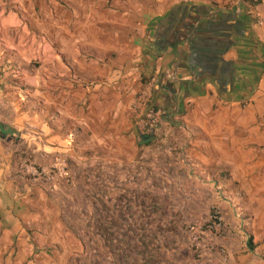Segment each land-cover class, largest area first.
<instances>
[{"label":"crops","instance_id":"1","mask_svg":"<svg viewBox=\"0 0 264 264\" xmlns=\"http://www.w3.org/2000/svg\"><path fill=\"white\" fill-rule=\"evenodd\" d=\"M250 1L256 5L193 0L187 11L160 21L137 52V38H131L128 48L133 54L142 51L151 66L159 57L157 63L175 70L174 80L188 87L179 94L182 103L190 102L189 108L193 104L190 109L204 118L194 129L221 130L227 114L239 129L245 127L244 112L253 107L242 110L240 105L248 88L264 87V0ZM63 10L57 0H0V261L7 248V243L2 248V240L17 231L29 251L49 243L53 231H90L92 222L82 216L73 221L74 202L88 196L83 182L107 173L124 180L120 166L141 147V109L135 100L141 89L149 94L151 84L145 87L143 82L148 78L140 74L137 81L130 63L122 69L114 59L100 62L99 54L109 49L103 39L119 33L96 30L101 41L89 40L85 29H67ZM101 12L112 19L122 15L110 9ZM79 24L87 27L85 20ZM163 90L157 91L159 96ZM205 118H212L213 126L208 127ZM76 131L78 140L73 137ZM77 141L82 143L79 148ZM61 153L80 167L71 170L69 188L28 186L16 179L22 161L48 167ZM141 174L145 187V170ZM86 210L90 215V208ZM39 225L43 229L26 234ZM65 237L73 239L67 233Z\"/></svg>","mask_w":264,"mask_h":264},{"label":"rangeland","instance_id":"2","mask_svg":"<svg viewBox=\"0 0 264 264\" xmlns=\"http://www.w3.org/2000/svg\"><path fill=\"white\" fill-rule=\"evenodd\" d=\"M57 1L64 7L61 17L70 16L65 18L70 32L85 29L94 42L101 41L96 30L119 33L103 39L109 49L99 54V61L114 59L122 69L130 63L137 81L145 74L144 86L151 84L148 102H139V95L145 92L141 89L135 100L137 108L141 116L148 107L156 108L162 130L154 149L139 146L134 158L120 166L124 180L107 173L83 182L88 196L74 202L73 221L82 216L84 222H92L90 231H53L49 243L35 245L31 251L29 246L23 247L17 231L13 238L9 235L2 240V248L4 243L7 248L0 264H263L264 103L259 101L264 98V87L248 88L240 105L242 110L253 107L244 112L245 127L239 129L227 114L221 130L194 129L204 118L190 109L193 104L189 108L190 102L182 103L179 94L188 87L174 80L175 70H165L163 62L157 63L159 57L151 66L142 51L133 54L128 48L135 35L139 45L135 50L142 49L140 42L146 41L160 21L187 11L193 0ZM100 4L102 8H98ZM106 9L126 18H107L101 12ZM83 20L87 27L79 24ZM169 87L176 89L174 95L166 90ZM159 89H164L163 96L158 95ZM259 106L263 110L257 112ZM205 120L208 127L213 126L212 118ZM75 133L77 139L79 131ZM77 143L79 148L82 143ZM67 168L71 182L64 186L69 188L71 170L80 167L67 158ZM37 227L25 230L26 234L43 229ZM65 233L73 239L67 240ZM249 238L253 251L247 247Z\"/></svg>","mask_w":264,"mask_h":264},{"label":"built area","instance_id":"3","mask_svg":"<svg viewBox=\"0 0 264 264\" xmlns=\"http://www.w3.org/2000/svg\"><path fill=\"white\" fill-rule=\"evenodd\" d=\"M258 2L259 0H253ZM139 102L146 104L148 102L147 92L139 95ZM160 112L148 107L140 117L138 128L141 134L150 137H160L161 119ZM70 174L67 168V158L65 155L57 154L48 167H36L28 161H22L16 172V179L23 181L28 186H40L50 188L70 184Z\"/></svg>","mask_w":264,"mask_h":264},{"label":"trees","instance_id":"4","mask_svg":"<svg viewBox=\"0 0 264 264\" xmlns=\"http://www.w3.org/2000/svg\"><path fill=\"white\" fill-rule=\"evenodd\" d=\"M244 3H252L254 5H256V3H253L251 2L250 0H242ZM258 3V2H257ZM154 110H157L156 108H153ZM143 138H145V140H142ZM141 147H149V148H152L154 149L155 146H156V143H155V138L153 137H150L149 135H145V134H141ZM247 247L249 249V251H253L254 250V247L251 243V239L249 238L248 242H247Z\"/></svg>","mask_w":264,"mask_h":264},{"label":"water","instance_id":"5","mask_svg":"<svg viewBox=\"0 0 264 264\" xmlns=\"http://www.w3.org/2000/svg\"><path fill=\"white\" fill-rule=\"evenodd\" d=\"M142 140H145V138H143Z\"/></svg>","mask_w":264,"mask_h":264}]
</instances>
